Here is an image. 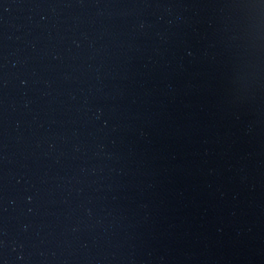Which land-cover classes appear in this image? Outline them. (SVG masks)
<instances>
[{"label":"water","instance_id":"1","mask_svg":"<svg viewBox=\"0 0 264 264\" xmlns=\"http://www.w3.org/2000/svg\"><path fill=\"white\" fill-rule=\"evenodd\" d=\"M0 264H264V0H0Z\"/></svg>","mask_w":264,"mask_h":264}]
</instances>
